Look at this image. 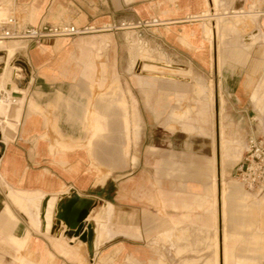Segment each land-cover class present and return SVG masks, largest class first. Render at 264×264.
Listing matches in <instances>:
<instances>
[{"label": "crops", "instance_id": "obj_1", "mask_svg": "<svg viewBox=\"0 0 264 264\" xmlns=\"http://www.w3.org/2000/svg\"><path fill=\"white\" fill-rule=\"evenodd\" d=\"M219 3L220 0H0V16L7 11L16 12L22 25L68 23L102 29L72 38H43L28 44L25 50H17V45L1 47L3 58L12 57L16 51V62L24 78H28L23 87L30 91L31 97L27 103L24 100L18 119L10 122L16 126L9 136L17 133L15 139L0 146V264H93L97 260L98 246L112 234L110 219L114 218L118 227L123 226L121 221L124 219L114 210V204L104 197L105 166L111 171L125 165L132 143L135 145L141 136L149 137L152 125L157 123L154 115L159 118L166 109L169 114L164 123L170 129L174 128L172 120L178 119L183 121L185 131L204 132L193 122L205 120V108L207 104L213 107L214 93L212 87L203 84L199 78L192 83L190 69L195 63L211 66L210 44L206 38L209 25L214 34L212 61L216 69L218 49H224L220 59L227 62L223 64H228L235 72H240L243 65L244 71L243 80L235 90L232 82H226L236 74H225L224 91L232 99H215V103L228 109L231 115L228 126L238 141H247L254 136L250 121H243L247 113L244 97L249 94L257 105L264 106L263 95L257 86V74L264 61V44H242L236 36L239 23L244 19L255 21L259 15H264V0H224L223 12L217 8ZM150 19L159 22L150 29H155L160 41L175 51L174 57L181 58L188 67L152 60L148 49L142 47L138 39L135 54L131 55V68L136 70L135 82L145 97L143 108L139 107L129 88L130 119L125 94L118 84L119 78L114 76L119 75L118 70L111 73L115 93H109V96L103 93L92 103L90 93L105 81L104 63L98 61L100 49L108 44H118L120 33L132 32L131 29L106 27ZM232 34L235 37H227ZM258 34L264 38L261 29L259 33L258 30L250 33ZM222 44H225L224 48ZM143 64H149L151 69L143 71ZM98 75L102 77L95 83L94 77ZM16 89L17 92L24 91ZM192 91L194 105H183ZM228 134L224 126L218 127L221 155L217 152V171L214 156L210 157L206 148L202 149L203 153L199 151V156L208 158L198 174L205 176L203 183L188 185L192 199L178 200L162 189L160 174L164 158L154 165L155 182L161 187L156 198L152 197L148 185L131 188L129 182L112 187L109 193L118 194V198L125 200L139 193L145 198V205L150 201L158 207L170 203L176 209L200 210L196 216L200 228L214 230L210 242L212 253L203 264H263L264 194L257 198L233 184L220 188L223 178L220 158L223 162L224 153L235 141ZM8 137L4 139L7 141ZM83 141L72 148L73 142ZM178 141L188 145L186 141ZM74 194L81 198L73 206L76 210L85 207L86 201L91 202L84 229L88 225L94 229L92 257L78 236L65 235L68 228L58 219L62 203ZM104 200L103 215H93V209ZM217 217L221 223L219 236ZM151 218V211L143 209V224L148 225ZM230 221L250 229L228 230ZM117 233L120 232L114 234ZM196 259L192 258V261ZM184 260L188 261V257Z\"/></svg>", "mask_w": 264, "mask_h": 264}, {"label": "rangeland", "instance_id": "obj_2", "mask_svg": "<svg viewBox=\"0 0 264 264\" xmlns=\"http://www.w3.org/2000/svg\"><path fill=\"white\" fill-rule=\"evenodd\" d=\"M224 0H220L217 8L219 12H223L225 8ZM9 13L16 12L9 11ZM209 17V14H208ZM210 19V17H209ZM264 15L261 14L255 21L244 19L242 23H239V34L236 36L238 42L242 44L260 45L264 44V38L258 34L250 35L253 31L261 29ZM215 20L219 19L215 16ZM208 21L207 19L205 22ZM190 22V21H189ZM243 25H245L243 27ZM154 27V26H150ZM150 27H143L139 29H131L132 32L125 31L123 34H119L118 44H108L103 46L100 51L102 52L98 56V61L104 63V84L98 86L96 91H92L91 102L95 103L103 93L109 96V93L114 94L115 84L112 82L114 76L119 78V86L125 94L128 111H130V119H132L131 109L132 100L128 93V89L132 90V93L139 102V107L143 108L145 103V97L139 86L135 82L136 70L131 68V55L136 51L135 47L138 45V39L141 40V46L148 49L149 58L157 61H167L171 64L186 67L187 64L174 57L176 52L167 47L160 41V37L155 29ZM218 31V28H217ZM256 33V32H255ZM227 37H235L228 35ZM206 38L210 44V57L211 66L203 67L199 64L193 65L192 72V83L196 78H199L201 82L207 86H211L214 93V105L211 108L208 104L205 108V120L194 121V125L202 127L204 132L197 131H185L182 129V120H172L173 129H170L164 122L168 119L169 109H166L161 117L157 118L156 124H153L149 131V137L146 139L143 136L139 137L137 142L132 143L130 153L127 158L125 165H120L111 171H107L106 166L104 168L103 179L105 181L104 197L110 200L114 204V210L119 214H122L124 219L121 221V227H118L114 218L110 219V227L112 234L110 238L99 245L96 251L97 260L93 261V264H203L205 258L210 256L212 253L213 245L210 244L214 230H203L198 224L199 219L196 217L197 214L201 213L200 210L187 211L183 208H173L170 203L165 207H158L155 203L147 201L145 205V198L142 194L134 193V197L125 200L118 198V194H110L109 190L112 187L122 186L124 182H129L131 188L141 186L144 184L148 185L151 191L152 197L156 198L158 190L161 187L155 182V162L159 159H166L161 170V182L162 189L169 194V196L182 200L192 199V194L189 193L188 185H199L204 181L205 176L198 175L200 170L206 166V158L208 156H199L203 148L208 150L210 157L213 155L216 163L217 171V152L221 153V148L218 146L217 133L218 127L224 126L228 135L233 137L235 141L231 143V147L224 153V160L220 158L221 170L223 169V175L221 179L220 188L237 185L241 186L242 190L249 194L260 198L264 194V190L259 192L256 190L247 189L236 177V167L242 160V157L247 151L246 140L238 141L235 138L234 133H231V129L228 126L230 114L228 109L220 108L216 101L225 99H232L228 95L227 91H224L223 77L225 74L232 72V77H229V81L226 84L232 82L235 86L234 90L238 88L241 81L243 80V65L240 72H235L232 67L220 59L221 52L223 50L218 49L219 65L217 69L213 64L212 58L214 56L213 46V31L209 25L206 31ZM238 43V45H239ZM19 45L18 41H0V47L3 46H14ZM223 48L225 44L223 45ZM135 54V53H134ZM16 56V55H15ZM12 62L18 69L20 74V88L27 84L28 78H24L23 73L20 71V66L15 61V57ZM189 65V64H188ZM98 67H100L98 65ZM188 67V66H187ZM221 67V68H220ZM219 68V69H218ZM150 68L149 64H143L142 70L148 71ZM119 71V75H112L111 73ZM166 71V70H165ZM168 71V70H167ZM102 75H98L96 81L101 78ZM7 87L5 88V85ZM6 84L0 83V91L7 93L2 102H0V146L4 143H8L15 139L17 133L14 136H9L15 129L14 119H18L21 112V107L26 99H30V91H15L14 86L8 81ZM199 84H201L199 82ZM224 84V85H226ZM257 86L259 93L263 95L264 99V61L263 66L257 74ZM194 92L190 93L189 98L184 102L183 105H194L193 97ZM13 100H16L13 102ZM245 108L247 113L243 121H250V125L254 129V137L264 138V106L261 108L257 105L249 96L246 94L244 97ZM175 105V103H173ZM264 105V104H263ZM196 118V113H192ZM227 116L228 118H225ZM170 120V119H169ZM8 137L7 141L4 137ZM180 141H186L188 145H185ZM83 142H73V147H78ZM220 143V139H219ZM58 147V145H57ZM134 155V159H132ZM221 155V154H220ZM219 160V159H218ZM226 171H225V170ZM102 174V173H101ZM150 181V182H149ZM223 183V184H222ZM106 200L101 201L96 209H93V215L98 213L103 215L104 204ZM127 206L128 209H127ZM143 209L150 210L152 218L148 225L143 224ZM187 215V216H186ZM264 217V214H263ZM264 227V225H262ZM219 228L221 223L217 217V232L219 236ZM250 228L237 226L235 223L228 222V230L231 231H246ZM264 232V228L262 229ZM116 232H120L114 234ZM125 233L127 235H122ZM86 245V243H85ZM102 249V251H99ZM193 249V250H192ZM188 257V261L185 262V258ZM192 258H197L192 261ZM199 258V259H198ZM21 264V263H19ZM264 264V262H263Z\"/></svg>", "mask_w": 264, "mask_h": 264}, {"label": "built area", "instance_id": "obj_3", "mask_svg": "<svg viewBox=\"0 0 264 264\" xmlns=\"http://www.w3.org/2000/svg\"><path fill=\"white\" fill-rule=\"evenodd\" d=\"M155 19L139 21L136 24L120 22L109 25L107 29H139L157 25ZM102 30L94 25L77 27L74 24L22 25L14 13L6 14L0 19V41H18L20 50H25L30 43H37L43 38H72L77 35L95 33ZM16 55V53H15ZM14 55V56H15ZM16 57V56H15ZM16 61V58H15ZM1 69V68H0ZM20 71L22 72L21 68ZM8 84L5 85V88ZM7 93L0 91V98ZM247 151L236 167V177L250 190H264V138L250 137L247 142Z\"/></svg>", "mask_w": 264, "mask_h": 264}, {"label": "bare ground", "instance_id": "obj_4", "mask_svg": "<svg viewBox=\"0 0 264 264\" xmlns=\"http://www.w3.org/2000/svg\"><path fill=\"white\" fill-rule=\"evenodd\" d=\"M9 13V11H7L4 15H2V16H0V19H2L6 14H8ZM214 23V22H213ZM213 26H215V25H213ZM213 31V30H212ZM214 35V34H213ZM16 52V51H15ZM15 52H14V54L12 55V57H10V58H3V55H2V50H1V47H0V64L2 65L1 66V69H0V83H2V84H6V82H10L11 83V85H13L14 86V90H17L16 88H20L19 86H18V84H20V78H21V76L17 73V71L14 69V66H13V62H12V60H13V58H14V55H15ZM217 65H219V59H217ZM140 65L138 64L137 65V70H139V67ZM181 72V71H180ZM179 72V73H180ZM183 72V71H182ZM183 75L186 77V75L187 74H185V72L183 73ZM2 77H3V80H2ZM184 77V79H186ZM2 80V81H1ZM21 89H23L24 91H26L27 92V89H25V88H21ZM200 91V90H199ZM212 95H213V93H212ZM5 98H0V102H2L3 100H4ZM14 101H16V100H13V102ZM69 199V198H68ZM79 200H81V198L79 199ZM79 200H77V201H79ZM76 201V202H77ZM75 202V203H76ZM65 203L66 202H63L62 203V206H64L65 205ZM74 206V205H73ZM91 207V202H87L86 201V206H85V208H87V210H88V213H89V208ZM84 208V207H83ZM82 209V208H81ZM80 210V209H79ZM79 210H76V209H74L73 208V211H74V215H72V221L67 225L65 222H64V220L61 218V217H58V219H61V220H63V222H64V224L67 226V231H66V233H65V235H67L68 237H71V236H78L79 237V235L83 232V231H85V229H84V220H85V218L87 217H85L83 220H82V228H81V230H79V232H78V234H76V232L75 231H78V229H79V223L78 222H76L75 221V217H76V213H78V211ZM62 212V208L60 209V213ZM88 215V214H87ZM243 264H244V262H243Z\"/></svg>", "mask_w": 264, "mask_h": 264}, {"label": "water", "instance_id": "obj_5", "mask_svg": "<svg viewBox=\"0 0 264 264\" xmlns=\"http://www.w3.org/2000/svg\"><path fill=\"white\" fill-rule=\"evenodd\" d=\"M0 64V68H1ZM80 199V196L74 194L72 198H70L64 206H62V212L58 214V217H61L64 222L68 225L72 221V215H74L73 205L77 200ZM88 210L87 208H82L76 213L75 221L79 223L78 231H75L78 234L79 230L82 228V220L87 216ZM93 239H94V229L92 226L88 225L87 229L83 231L79 235V240L86 243L87 251L90 257L93 256Z\"/></svg>", "mask_w": 264, "mask_h": 264}]
</instances>
